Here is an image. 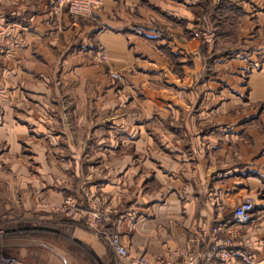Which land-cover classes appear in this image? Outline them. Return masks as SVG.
<instances>
[{"label":"crops","instance_id":"0c3cea01","mask_svg":"<svg viewBox=\"0 0 264 264\" xmlns=\"http://www.w3.org/2000/svg\"><path fill=\"white\" fill-rule=\"evenodd\" d=\"M205 2L103 0L86 19L0 0V223L50 222L81 200L75 245L43 243L40 264H116L84 228L83 188L105 194L131 256L172 264L252 197L250 245L221 264H264V0H220L233 22L218 32Z\"/></svg>","mask_w":264,"mask_h":264},{"label":"built area","instance_id":"2783aa9c","mask_svg":"<svg viewBox=\"0 0 264 264\" xmlns=\"http://www.w3.org/2000/svg\"><path fill=\"white\" fill-rule=\"evenodd\" d=\"M103 0H56L50 11L54 18L60 17L64 10L73 16L90 18L96 8L102 5ZM100 58L107 59L106 50L102 45L98 47ZM112 78L120 80L118 72L110 71ZM82 194L87 203L85 210V223L100 236L113 249L121 259H126L127 264H172V260L164 257H149L147 255L131 256L123 245L118 234H114L106 228L110 221L111 208L107 197L97 195L87 188H83ZM76 197H68L64 200L60 211L71 216L78 209ZM257 221L255 204L252 197H247L233 210L232 222H225L213 226L208 232L198 239L199 244L204 243V248L195 250L177 249L175 256L183 264H221L226 261L234 248H247L250 245L248 239L242 234L243 228ZM104 224V226H103ZM0 264H25L14 255H5L0 251Z\"/></svg>","mask_w":264,"mask_h":264},{"label":"rangeland","instance_id":"374dc122","mask_svg":"<svg viewBox=\"0 0 264 264\" xmlns=\"http://www.w3.org/2000/svg\"><path fill=\"white\" fill-rule=\"evenodd\" d=\"M219 6H220V0H206L205 2V8L209 10V12L211 11L213 12L211 21L212 24H214L213 27L216 28V32H218L219 30L220 21H226L227 25L233 22L232 15H227V13L221 15L215 14V10L218 9ZM90 18H93V16H91ZM100 45L102 44H99V46ZM98 47H97V51H95V53L93 54V57L95 61L101 63L104 60L100 58V54H99L100 52L98 51ZM213 67H214L213 64H211L212 70ZM174 71H175L174 73L175 76H177L179 79H184L182 67H175ZM169 79L171 78L169 77ZM198 81L196 80V84ZM185 82L190 83L189 78L188 79L186 78ZM217 83L216 84L214 83V85H218ZM190 86L193 87V85ZM190 86L188 88H190ZM95 194L106 197L105 194H100V193H95ZM69 197H75V196L72 195ZM62 204L52 208L51 211L53 216L50 222H46V223L27 222V221H19L15 223L1 222L0 251L5 255H14L19 258L21 257L24 260H26V262H28L29 264H40L42 262L41 259L43 257L42 250H44L42 248L43 243H46L45 245H48L51 248H56V249H59V247L65 245V243H69L70 247H73L75 244L73 243L72 238L67 239L68 238L67 233L68 236H72L73 234V228L75 225L72 223L71 220L77 213L78 209L71 216H67L66 214L60 211V207L62 206ZM84 228L88 230L91 234H93L95 237H97L108 247L109 258L110 257L114 258V263L117 264L120 262L121 258L117 256V254L114 251H113L114 255L112 254L110 250L112 248L109 247V245L105 242L103 238L96 235L95 232L92 231L86 225V223L84 225ZM98 261H99L98 263L101 264L100 260Z\"/></svg>","mask_w":264,"mask_h":264},{"label":"trees","instance_id":"16d2710c","mask_svg":"<svg viewBox=\"0 0 264 264\" xmlns=\"http://www.w3.org/2000/svg\"><path fill=\"white\" fill-rule=\"evenodd\" d=\"M163 49L166 51V53L168 54V56L170 57L171 60L175 61V60L178 59V56L175 55L174 53H172L171 50H170V48H168V47H167V48L163 47ZM181 65H182V64L177 63V64H176V67H179V66H181ZM75 197H76V196H75ZM77 197H78V195H77ZM77 197H76V198H77ZM77 200H78V205H79V207H80V205H81V200L78 199V198H77ZM79 207H78V209H79Z\"/></svg>","mask_w":264,"mask_h":264}]
</instances>
